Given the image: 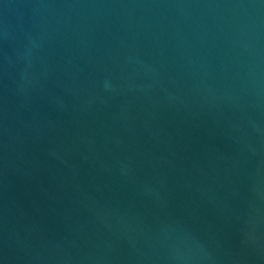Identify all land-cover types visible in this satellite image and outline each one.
Listing matches in <instances>:
<instances>
[{
  "label": "water",
  "instance_id": "95a60500",
  "mask_svg": "<svg viewBox=\"0 0 264 264\" xmlns=\"http://www.w3.org/2000/svg\"><path fill=\"white\" fill-rule=\"evenodd\" d=\"M0 264H264V0H0Z\"/></svg>",
  "mask_w": 264,
  "mask_h": 264
}]
</instances>
